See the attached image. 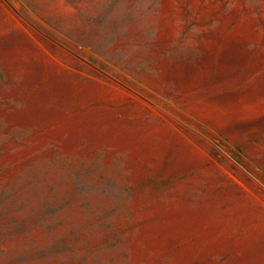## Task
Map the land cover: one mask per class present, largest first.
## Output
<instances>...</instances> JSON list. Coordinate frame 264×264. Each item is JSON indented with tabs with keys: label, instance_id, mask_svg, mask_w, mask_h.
Masks as SVG:
<instances>
[{
	"label": "rangeland",
	"instance_id": "374dc122",
	"mask_svg": "<svg viewBox=\"0 0 264 264\" xmlns=\"http://www.w3.org/2000/svg\"><path fill=\"white\" fill-rule=\"evenodd\" d=\"M0 264H264V0H0Z\"/></svg>",
	"mask_w": 264,
	"mask_h": 264
}]
</instances>
